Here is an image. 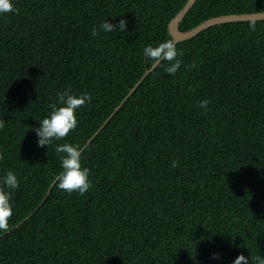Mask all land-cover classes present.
Segmentation results:
<instances>
[{"label":"trees","instance_id":"1","mask_svg":"<svg viewBox=\"0 0 264 264\" xmlns=\"http://www.w3.org/2000/svg\"><path fill=\"white\" fill-rule=\"evenodd\" d=\"M187 1L15 0L19 11L0 15V187L9 170L19 179L5 189L14 208L0 264L264 255V20L210 27L176 44L175 74L161 61L144 76V48L172 40L168 24ZM259 12L264 0H196L179 30ZM121 19L125 30L100 27ZM68 88L91 103L74 131L41 148L33 129ZM63 143L85 147L92 187L82 196L52 183Z\"/></svg>","mask_w":264,"mask_h":264},{"label":"clouds","instance_id":"2","mask_svg":"<svg viewBox=\"0 0 264 264\" xmlns=\"http://www.w3.org/2000/svg\"><path fill=\"white\" fill-rule=\"evenodd\" d=\"M15 6V0H0V15L10 12H18ZM127 20L121 19L118 27L108 20L101 25V29L105 32H113L118 29L125 30ZM92 35H98V30L93 28ZM143 55L153 64H160L161 61H167L165 71L169 74H175L181 67L183 61L179 58L183 56V51L179 50L176 42L169 39L159 43L156 46L147 45L143 50ZM90 94L81 93L77 95L70 88L64 92L58 93V101L50 104V113L39 121V127H35L33 131L37 136V145L41 148L51 145L54 141L60 140L68 136L71 131L78 127L77 113L81 107L91 103ZM209 100L200 101V106L207 109ZM5 124L0 119V128ZM85 147L79 143H63L56 145V152L63 153L60 157V166L62 171L57 173L52 181L53 185L60 190L69 194L76 192L84 195L92 187L90 178V169L83 165V152ZM178 165V161H173V167ZM3 187H0V229L7 230L9 227V218L13 214L14 204L12 201V192L5 190H15L19 187V179L15 172L9 170L2 178ZM218 257V254H214ZM264 264V255L255 258L246 257L243 254L235 260L234 264Z\"/></svg>","mask_w":264,"mask_h":264},{"label":"water","instance_id":"3","mask_svg":"<svg viewBox=\"0 0 264 264\" xmlns=\"http://www.w3.org/2000/svg\"><path fill=\"white\" fill-rule=\"evenodd\" d=\"M196 0H188L184 7L170 20L168 24V32L172 37V40L177 43L185 40H189L193 37H195L197 34L201 33L202 31L213 27L218 26L226 23H233V22H249V21H262L264 20V12L259 13H253V14H240V15H224V16H218L215 18L208 19L204 21L203 23L199 24L195 28L187 31V32H181L179 30V24L182 21V19L185 17V15L188 13V11L193 7ZM156 64H153L150 69L146 70L144 73V76L147 75L149 72L153 71L156 67ZM140 82V81H139ZM138 82V83H139ZM138 83L136 85H138ZM136 85H134L136 87ZM134 89H131L128 96L125 98L127 99ZM118 108V107H117Z\"/></svg>","mask_w":264,"mask_h":264}]
</instances>
